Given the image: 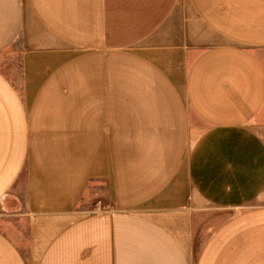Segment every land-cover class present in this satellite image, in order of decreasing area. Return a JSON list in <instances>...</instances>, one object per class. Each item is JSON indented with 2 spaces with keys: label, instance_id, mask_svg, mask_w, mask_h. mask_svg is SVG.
Segmentation results:
<instances>
[{
  "label": "crops",
  "instance_id": "obj_1",
  "mask_svg": "<svg viewBox=\"0 0 264 264\" xmlns=\"http://www.w3.org/2000/svg\"><path fill=\"white\" fill-rule=\"evenodd\" d=\"M0 264H264V0H0Z\"/></svg>",
  "mask_w": 264,
  "mask_h": 264
},
{
  "label": "rangeland",
  "instance_id": "obj_2",
  "mask_svg": "<svg viewBox=\"0 0 264 264\" xmlns=\"http://www.w3.org/2000/svg\"><path fill=\"white\" fill-rule=\"evenodd\" d=\"M1 63H5V64H3V66H5V67H3L4 68V70H6V71H8L9 72V70H10V66H7V63L6 62H1ZM12 66V65H11ZM16 66H17V63H16ZM13 76V75H12ZM13 78H15L14 76H13ZM224 217V215H221L220 216V214H217V213H211V214H209V215H207V219H209L210 220V222H212V223H214V224H216V222H220V220L222 219Z\"/></svg>",
  "mask_w": 264,
  "mask_h": 264
}]
</instances>
